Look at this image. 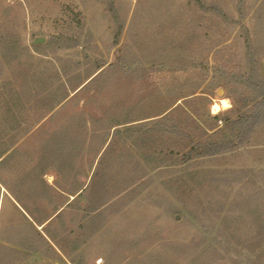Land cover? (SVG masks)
I'll use <instances>...</instances> for the list:
<instances>
[{"label": "rangeland", "instance_id": "obj_1", "mask_svg": "<svg viewBox=\"0 0 264 264\" xmlns=\"http://www.w3.org/2000/svg\"><path fill=\"white\" fill-rule=\"evenodd\" d=\"M200 1L210 5L211 10L204 11ZM1 37L15 39L21 48L18 52H23V47L33 50L34 45L40 46L35 50L45 56L41 61H32L30 80L35 76L50 77L54 65L70 74L72 84L84 81L54 112L45 114L46 109L39 110L36 99L30 101L28 111L21 105L17 107L19 132L26 135L18 144L21 156L16 163L29 164L28 155L38 156L53 134L69 129L78 134V142L86 140V153L76 162L73 174L60 184L68 190L84 180L87 186L103 153L102 150L95 159V151L101 147L111 121H134L131 137L125 136L128 142L116 137L115 145L117 149L131 148L135 163L146 166L144 170L128 164L116 177L119 187L136 182L140 192L132 194L133 185L132 191L112 200L104 215L93 222H81L84 214L79 211H75L79 215L74 223L72 216L65 219L66 235L75 230L69 246H78L70 255L66 248L64 252L56 247L63 262H58L52 253L46 258L44 250L32 255L29 262L190 264L198 252L201 257L193 264H229L228 259L219 257L227 256L225 245L214 240L209 245L206 237L210 221L222 214L212 202L220 201L225 194L240 201L242 195L238 192L243 191L244 196L264 192V127L257 129L240 151L209 165L224 174L222 179L230 177L237 182L243 175L247 177L242 173L249 172V178L240 181H246L238 186L241 190L223 180L219 182L221 187L212 190L201 179L194 182L186 175L181 156L169 158L170 142L160 139L157 133L165 123L180 122V110L170 113L171 122L162 118L173 104H182L190 111L208 109L217 115L233 108L230 96L239 104L242 92L253 98L248 88L229 80L249 70L247 40L261 57L264 74V0H0ZM37 38H44L45 42L36 44ZM1 57L0 52V94L6 84L20 89L25 79L24 68L16 73L17 65L5 64ZM24 61L28 62L25 58ZM100 64H105L102 74L94 72ZM123 65L131 69L125 70ZM35 86L32 88L36 89ZM193 93L198 99L177 100ZM2 98L0 119L7 120L10 117ZM224 99L230 107L216 113L214 106ZM22 101L26 103V99ZM112 137L113 130L109 141ZM31 162L33 165L36 159ZM22 168L13 171L0 165V264H9L11 260L7 246L15 244L13 248H21L27 236L39 241L8 187L3 185L6 182L10 187L15 183ZM44 178L55 186L53 171ZM55 198L61 203L59 196ZM85 202L80 203L82 210ZM194 215L200 228L193 222ZM244 225L237 226L241 236L252 231ZM60 227L55 225L54 229ZM38 230L43 231L42 227Z\"/></svg>", "mask_w": 264, "mask_h": 264}, {"label": "trees", "instance_id": "obj_2", "mask_svg": "<svg viewBox=\"0 0 264 264\" xmlns=\"http://www.w3.org/2000/svg\"><path fill=\"white\" fill-rule=\"evenodd\" d=\"M199 3L204 11L211 10L209 8L210 5H206L203 1ZM39 47V45H34L32 50L27 46L23 47V52H18L21 48L15 39L0 38V52L3 62L8 65L15 63L17 65L14 67L17 70L16 73H19L23 67L25 75V82L23 80L20 89H17V85L10 83L9 85H4V92L0 94V97H3L2 103H6L5 109L8 110V115H6L11 120L9 121L8 118L7 120L0 119V128L3 130H0V165L13 171L21 166L23 167V173L19 172L18 177L14 181L15 183L10 185V187L6 182H3V185L8 187L10 194L19 205V211L31 225L32 232L39 239L37 243L33 236H30L31 238L27 236L21 242V246L25 250L22 247L13 248L12 246H15V244L7 246L8 251L11 252L10 257L13 264L17 261L19 263L28 262L32 255L43 253V250L46 258H49V254L52 253L54 257H57L58 262H63L62 257L56 253V247L62 251L66 248V252L70 255L75 252L78 246H69L68 241L75 234V230L70 232V236L66 235V231L63 230L66 225L65 219L68 216H72L74 223L79 215L75 211L84 214L81 222H93L97 217L103 216L106 208L110 207V202L121 194H125L133 185H135V189L132 194L140 192V187L137 188L136 182H129L124 188L119 187L116 177L120 175V171L124 170L128 164L133 165L135 169L142 168L146 170V166L142 163H135L134 153L131 148L117 149L115 145L116 137L128 142L125 136L131 137L129 133L134 129V121L121 123L111 121L107 132L103 135L101 147L95 151V159L102 150L103 153L87 186L84 180L76 183L68 190L60 184V182L65 181L67 177L73 174L76 162L83 158L84 153H86L84 152V142L86 140L78 142V134L72 133L69 129L53 134L44 142V146L39 151L40 154L38 156L28 155L29 164L21 165L16 163V159L19 155L21 156L18 144L26 135V133L19 132L20 124L17 122L16 116L17 107L21 105L22 108L28 111L30 109V101L36 99L39 110L43 111L46 109L45 114L54 112L68 100L71 92L78 90L84 84L82 80L77 85L72 84L70 74L54 65L52 66L50 77L43 78L41 76L35 78V76L30 80L29 67L32 61L35 59H40L41 61L45 56L42 52L35 50ZM247 50L248 72L235 77V80L230 79L229 81L231 82L232 80L236 82V85L248 88L253 98L244 96V92H240L242 98L239 104L230 96L233 101V108L217 115H212L208 109L201 110V108H196L190 111L188 107L182 104H175V107H173V104L167 107L162 118H165L167 122H171L173 115L170 113L173 110H180L182 112L180 113L181 123L175 121L165 123L157 133L160 139H168L170 142V147L168 148L169 158L173 160L176 156H181L179 158L186 166V175L191 177L194 182L201 179V183L211 190L214 187H221L219 185L221 180L229 185L230 183L235 184L234 187L242 186L246 182L240 183L242 179L249 178V172L242 173L247 175V177L243 175L240 181L237 182V180L230 177L222 179L220 176L224 174H220L217 169L213 166L211 168L209 165L219 158L240 151L251 141L257 129L264 127L263 64L260 60L261 57L258 58L257 56V50L251 47L249 40H247ZM21 54L24 56L21 57ZM24 58L28 60L27 63ZM123 67L125 70L131 69L128 66L126 67V65H123ZM104 69L105 64H100L94 72L101 71L100 73L102 74ZM94 72L85 79H89ZM95 79L96 77L91 81ZM32 85H36V89H33ZM21 90L23 93H21ZM195 98L198 99V96L193 93L177 100L187 101ZM22 99H26L25 104ZM7 127L9 128L6 129ZM112 130L113 137L109 141ZM176 141H179L178 143L180 144L175 146ZM34 158L36 162H33L32 165L31 159ZM92 169L93 165H91ZM192 169H195L194 173H191L190 170ZM51 171L56 175L55 186H50L44 178ZM88 175L87 173L85 177L88 178ZM202 175L204 176L202 177ZM236 177H239V175ZM250 181L252 183L253 178ZM199 187L201 188L202 185L200 184ZM238 193L242 195L239 196L241 198L240 201L232 200L230 196L225 194V197L220 201L212 202L219 206L218 209L222 214L219 217L217 215L216 221H210V227L208 228L210 230L206 237L211 240H208L209 245H212V240L220 241L222 245H225L224 252L227 253V256L225 257L226 254H219V257L228 259L229 264H264V203H260L264 200V192L254 193L252 196H244L243 191ZM55 195L59 196L62 200L61 203L57 201ZM224 199L226 200L224 201ZM81 202L86 203L84 210L80 207ZM212 203L211 207L213 206ZM178 210L182 211L180 208ZM192 219L197 224V227L200 228L198 218L194 215ZM241 223L245 224L243 228L248 225L252 229L251 233L246 236L242 235L245 240H242L237 227ZM55 225L61 226V229H54ZM83 226H80V228L82 227L83 229ZM38 227H42L43 231L38 230ZM234 245H237L235 249L233 248ZM68 246L69 250L67 249ZM197 253L193 255L194 258H192L190 264L197 263L198 257H201L197 256Z\"/></svg>", "mask_w": 264, "mask_h": 264}, {"label": "bare ground", "instance_id": "obj_3", "mask_svg": "<svg viewBox=\"0 0 264 264\" xmlns=\"http://www.w3.org/2000/svg\"><path fill=\"white\" fill-rule=\"evenodd\" d=\"M229 107H230L229 102H228L226 99H224V100H222L218 105H215V106H214V110H215V112L217 113V112H220L221 109H222V110H225V109H227V108H229Z\"/></svg>", "mask_w": 264, "mask_h": 264}, {"label": "water", "instance_id": "obj_4", "mask_svg": "<svg viewBox=\"0 0 264 264\" xmlns=\"http://www.w3.org/2000/svg\"><path fill=\"white\" fill-rule=\"evenodd\" d=\"M45 42V39L44 38H37L36 40H35V43L36 44H42V43H44Z\"/></svg>", "mask_w": 264, "mask_h": 264}, {"label": "crops", "instance_id": "obj_5", "mask_svg": "<svg viewBox=\"0 0 264 264\" xmlns=\"http://www.w3.org/2000/svg\"><path fill=\"white\" fill-rule=\"evenodd\" d=\"M28 263H29V264H36V263H31V262H29V261H28ZM9 264H13V263H11V260H10ZM15 264H19V262L17 261Z\"/></svg>", "mask_w": 264, "mask_h": 264}]
</instances>
